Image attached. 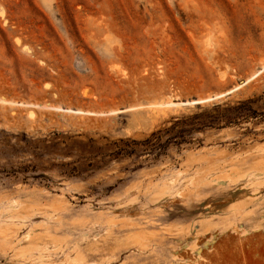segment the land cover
I'll list each match as a JSON object with an SVG mask.
<instances>
[{
    "label": "rangeland",
    "instance_id": "374dc122",
    "mask_svg": "<svg viewBox=\"0 0 264 264\" xmlns=\"http://www.w3.org/2000/svg\"><path fill=\"white\" fill-rule=\"evenodd\" d=\"M263 66L264 0H0V264H264Z\"/></svg>",
    "mask_w": 264,
    "mask_h": 264
},
{
    "label": "trees",
    "instance_id": "16d2710c",
    "mask_svg": "<svg viewBox=\"0 0 264 264\" xmlns=\"http://www.w3.org/2000/svg\"><path fill=\"white\" fill-rule=\"evenodd\" d=\"M245 105H247V102H241L238 105L226 107L223 109H220L218 106L214 108L213 111H205L201 113H195L191 116L185 117L181 120H177L170 128L166 130V132L173 131L178 125H182V127L176 131V134L174 137H169V139L179 138L180 141H184L186 136L190 134L191 132L195 130H202L206 127H213L219 124L221 121H224L225 123L232 122L233 120L238 119L240 116H243V114H247L246 112L243 113L246 108ZM153 136L156 135V133L152 134ZM160 136H157V139L154 142H151V139L148 138L146 141L147 143H150L151 148L153 149H159L161 150L164 148L165 143L160 142ZM130 153L132 152V149L127 150L125 147H120L118 150H115L111 153H102V158L100 161H106L104 159L107 155L114 154L115 156H118L121 153ZM96 155H93L92 158H94ZM89 158V159H92ZM99 162L94 163L93 160H90L87 164V166H97ZM78 168L77 166H74L73 169Z\"/></svg>",
    "mask_w": 264,
    "mask_h": 264
},
{
    "label": "bare ground",
    "instance_id": "6f19581e",
    "mask_svg": "<svg viewBox=\"0 0 264 264\" xmlns=\"http://www.w3.org/2000/svg\"><path fill=\"white\" fill-rule=\"evenodd\" d=\"M263 69H264V66H263ZM262 71L261 70H258L256 72H254L249 78H247L246 82L247 81H250V79L254 78L255 76H257L258 74H260V72ZM241 86V84H238L237 86L229 89V90H226L224 92H220V93H217L215 94L214 96H208L206 98H203V99H199L197 101H208L212 98H217V97H221V96H224L226 94H229L231 93L233 90L239 88ZM195 102V100H187V101H172V100H167V101H162V102H159V103H156L155 104V107H172V106H179V105H183V104H190V103H193ZM52 107V106H51ZM80 111V110H79ZM111 113V112H110ZM100 114V113H99Z\"/></svg>",
    "mask_w": 264,
    "mask_h": 264
},
{
    "label": "water",
    "instance_id": "95a60500",
    "mask_svg": "<svg viewBox=\"0 0 264 264\" xmlns=\"http://www.w3.org/2000/svg\"><path fill=\"white\" fill-rule=\"evenodd\" d=\"M212 99H214V98H212ZM211 99V100H212ZM204 102H206V101H204ZM200 103H202L201 101H196L193 105H195V104H200Z\"/></svg>",
    "mask_w": 264,
    "mask_h": 264
}]
</instances>
